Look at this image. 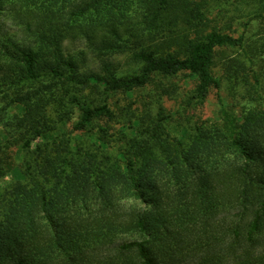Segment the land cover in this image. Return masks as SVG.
I'll list each match as a JSON object with an SVG mask.
<instances>
[{"label":"trees","instance_id":"trees-1","mask_svg":"<svg viewBox=\"0 0 264 264\" xmlns=\"http://www.w3.org/2000/svg\"><path fill=\"white\" fill-rule=\"evenodd\" d=\"M240 2L0 0V264H264V0Z\"/></svg>","mask_w":264,"mask_h":264},{"label":"rangeland","instance_id":"rangeland-1","mask_svg":"<svg viewBox=\"0 0 264 264\" xmlns=\"http://www.w3.org/2000/svg\"><path fill=\"white\" fill-rule=\"evenodd\" d=\"M225 1L226 0H222V5L225 6ZM234 2V5L233 6H230L229 4H227L226 8L229 9L230 12H233L232 14H235L237 16H241V13L238 12V11H234L235 8H238V9H241V2L240 0H233ZM222 18V17H220ZM263 23V21H262ZM232 28L233 30H238L239 33H242L244 28H243V23L242 22H232ZM253 31H252V34L253 35H256V39L259 38V37H264V25L262 24H255V26L253 27ZM264 39V38H263ZM65 48L67 50L68 53H71V54H75V53H79L80 51H87V48L85 46V44L81 43V42H67L65 44ZM236 54V51L235 50H226L225 52V55L227 57H232ZM236 56V55H235ZM176 82H178L183 88V91L184 92H188L189 90H191V87H192V84L190 80H188L187 78H184V76H180L179 78L176 79ZM221 95L222 97L224 98V101L226 102V104L228 103V99H227V96H226V90L225 88H223L221 90ZM167 107L168 109H172L173 104L172 103H167ZM210 112H211V115L210 117H213L215 116L218 111L220 110V106L214 102H211L210 103ZM19 154V153H18ZM16 160L17 162H20V156L17 155L16 157ZM14 174L10 175L7 179L5 180H2L0 181V188L6 186L10 181L13 180V177Z\"/></svg>","mask_w":264,"mask_h":264}]
</instances>
